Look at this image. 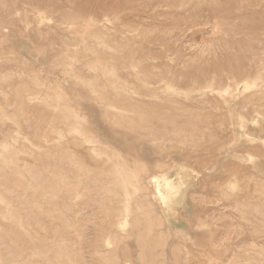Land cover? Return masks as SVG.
<instances>
[{
    "label": "rangeland",
    "instance_id": "obj_1",
    "mask_svg": "<svg viewBox=\"0 0 264 264\" xmlns=\"http://www.w3.org/2000/svg\"><path fill=\"white\" fill-rule=\"evenodd\" d=\"M0 178V264H264V0H0Z\"/></svg>",
    "mask_w": 264,
    "mask_h": 264
},
{
    "label": "bare ground",
    "instance_id": "obj_2",
    "mask_svg": "<svg viewBox=\"0 0 264 264\" xmlns=\"http://www.w3.org/2000/svg\"><path fill=\"white\" fill-rule=\"evenodd\" d=\"M120 114V113H119ZM123 115V114H122ZM116 116V115H115ZM120 116H121V114H120ZM122 118L124 117V115L123 116H121ZM119 119H120V117H119ZM120 122H122V121H120ZM115 123V122H114ZM118 124H120V123H118ZM116 125H117V123H116ZM121 125V124H120ZM122 125H123V123H122ZM63 161V160H62ZM61 162V161H60ZM2 166V165H1ZM10 166V165H9ZM80 166V165H79ZM83 167V166H82ZM81 167H79V168H77L78 169V171H79V169H80ZM15 170V169H14ZM72 170V169H71ZM82 170V169H81ZM80 170V171H81ZM9 171V170H8ZM78 171H77V173H78ZM79 171V173H81ZM85 171V170H84ZM83 172V171H82ZM13 173V172H12ZM117 173V172H116ZM16 174V173H15ZM84 174H86V172H84ZM36 175V174H35ZM83 175V174H82ZM38 176V175H37ZM21 177V176H20ZM81 177V176H80ZM119 177H121V175L119 176ZM15 178V177H14ZM21 178H23V177H21ZM41 178V177H40ZM77 178H79V177H77ZM82 178V177H81ZM81 178H79V179H81ZM86 178V177H85ZM0 179H2V178H0ZM6 179V178H5ZM117 179H119V178H117ZM120 180V179H119ZM55 181H56V179H55ZM15 182V181H14ZM13 182V183H14ZM20 182V181H19ZM18 182V183H19ZM115 182H116V180H115ZM154 183H155V185H156V187L157 188H159V187H161V186H165V187H168V188H170V189H173V185H172V183L168 180V179H166V178H163V180H162V182H160V180H158L157 178L154 180ZM1 184V183H0ZM3 184V183H2ZM8 184V183H7ZM12 184V183H11ZM15 184V183H14ZM20 184V183H19ZM13 185V184H12ZM25 185V184H24ZM29 185V184H28ZM55 185V184H54ZM122 185H124V184H122ZM3 186V185H2ZM48 186V185H47ZM65 186V185H64ZM100 186V185H99ZM119 186H121V185H119ZM22 187V186H21ZM24 187V186H23ZM71 187V186H70ZM73 188V187H72ZM98 188V187H97ZM122 188V187H121ZM125 188V187H124ZM61 189V188H60ZM69 189V188H68ZM51 190V189H50ZM117 190V189H116ZM119 190V189H118ZM123 190V189H122ZM174 190V189H173ZM101 191H103V190H101ZM104 191H106V190H104ZM108 192V191H107ZM120 192V191H119ZM72 193V192H71ZM105 193V192H104ZM121 193V192H120ZM109 194V193H108ZM112 193H110V195H111ZM113 194H114V192H113ZM110 195L108 196V197H110ZM158 198H159V200H160V202H161V204H164V205H167V204H169V202H168V200H167V198L165 197V195L164 194H161L160 192L158 193ZM5 235V234H4ZM9 237V236H8ZM141 238V237H140ZM139 238V239H140ZM144 238V237H143ZM140 240H143V239H140ZM147 246V245H146ZM141 249H142V247H141ZM147 249V248H146ZM145 249V250H146ZM15 250V249H14ZM149 251V253H150V250H148ZM20 252H22V251H20ZM145 252V251H144ZM15 254V253H14ZM148 254V253H147ZM56 256V255H55ZM55 256H54V258H55ZM53 263H54V261H53ZM55 264V263H54ZM151 264V263H150Z\"/></svg>",
    "mask_w": 264,
    "mask_h": 264
}]
</instances>
